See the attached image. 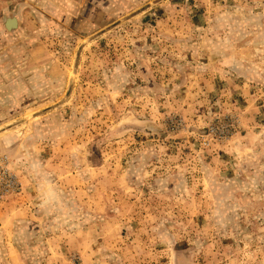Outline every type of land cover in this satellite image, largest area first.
I'll list each match as a JSON object with an SVG mask.
<instances>
[{"label":"rangeland","instance_id":"obj_1","mask_svg":"<svg viewBox=\"0 0 264 264\" xmlns=\"http://www.w3.org/2000/svg\"><path fill=\"white\" fill-rule=\"evenodd\" d=\"M158 2L93 57L69 50L85 62L59 90L72 99L31 94L23 121L0 117V264H264V0ZM55 123L74 154L45 168L28 216L39 180L11 145Z\"/></svg>","mask_w":264,"mask_h":264},{"label":"crops","instance_id":"obj_2","mask_svg":"<svg viewBox=\"0 0 264 264\" xmlns=\"http://www.w3.org/2000/svg\"><path fill=\"white\" fill-rule=\"evenodd\" d=\"M134 1L136 0H0V117L5 116L6 120L8 117L19 114L17 120L23 121V116L29 114H24L29 107H26L24 98H29L31 94L42 93L39 98L43 100L51 90H56L53 97V105L56 107L62 100L72 99L73 92L63 93L59 90L68 89L75 83L78 77L74 69H80V65L83 67L85 62L83 61L82 64L81 56H79L74 68L71 59L66 60L70 57V51L79 49L82 54L92 51L93 57L95 46L99 47L95 41L114 35L111 32L117 26L134 23L135 18L148 19L149 16H141L146 12L144 7L152 11L154 6L159 4L158 0H142L141 4L136 6ZM142 6L144 10L139 12L138 9ZM56 42L57 47H52ZM64 47L66 50L61 51ZM52 49L69 54L61 55L65 60L55 58ZM47 85L53 88H46ZM45 106V104L41 106V111L46 109ZM46 113H42L43 116H46ZM36 114L41 113L35 112L34 115ZM27 124L29 122H26ZM13 125V121L7 122L5 125L7 129L5 128L4 132H10L8 128L10 126L13 131ZM2 127L3 125H0V129ZM64 128L55 123L54 138L50 140H46L45 137L40 138V132H38V140L34 137L27 144L16 142L11 145L14 162L25 164L24 161H27L25 165H33L32 173L29 170L26 172L23 168L24 175H27L26 177L33 175L31 180L33 177L39 180L34 189H25L26 198L23 201L25 204L23 209L28 216L30 206H33L32 201L43 193L41 190L38 191V188H43L47 183L44 181L52 177L51 174H56L46 171L45 168H57L52 166V162L61 152L62 146H69L68 153L64 155L66 159L74 154V150H71L73 145L70 142L72 140L74 142L73 130L64 132ZM4 132L0 134V137ZM4 141L2 139L1 143ZM68 141L69 144L63 145ZM34 146H38L37 154L30 151ZM46 148H53L52 153ZM52 168H50L51 171H53ZM35 172L40 175H36ZM59 186L58 190L57 187L54 190L57 195L56 192L62 188L60 184ZM71 190L76 189L72 186ZM74 196L77 199L76 194ZM37 201V205L47 202L40 197Z\"/></svg>","mask_w":264,"mask_h":264}]
</instances>
